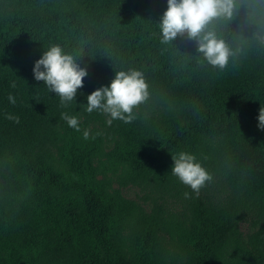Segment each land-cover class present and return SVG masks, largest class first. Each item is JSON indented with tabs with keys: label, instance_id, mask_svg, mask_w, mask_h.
<instances>
[{
	"label": "trees",
	"instance_id": "16d2710c",
	"mask_svg": "<svg viewBox=\"0 0 264 264\" xmlns=\"http://www.w3.org/2000/svg\"><path fill=\"white\" fill-rule=\"evenodd\" d=\"M167 6L0 0V264H264V0L208 26L236 53L223 71L187 33L161 42ZM52 45L87 71L66 107L33 74ZM130 69L149 92L136 120L88 113L87 96ZM181 151L213 177L189 199L171 173Z\"/></svg>",
	"mask_w": 264,
	"mask_h": 264
},
{
	"label": "clouds",
	"instance_id": "9594fccd",
	"mask_svg": "<svg viewBox=\"0 0 264 264\" xmlns=\"http://www.w3.org/2000/svg\"><path fill=\"white\" fill-rule=\"evenodd\" d=\"M167 5L159 23L161 42H172L178 35L187 33L189 38L197 40L198 51L207 63L223 71L228 66L229 58L236 53L223 39H218L215 31L209 30L208 26L217 18L231 20L235 0H167ZM33 74L35 80L43 81L47 90L59 97L61 106L66 107L75 100L78 89L83 87L87 71L59 45H52L35 62ZM15 86V83L11 85L13 88ZM148 96V84L142 72L132 69L119 71L109 86L94 90L87 96L86 111L106 114L110 117L108 125L113 120L128 124L136 120L134 108L145 102ZM8 101L16 103L11 94ZM5 118L17 124L20 122L19 117L12 114H6ZM61 119L70 128L80 131L77 117L62 113ZM258 128L264 130V106L259 110ZM83 136L87 140L89 131L85 130ZM172 160V175L191 190L184 192L185 199L191 198L192 194L199 196L213 179L193 153L181 151L173 155Z\"/></svg>",
	"mask_w": 264,
	"mask_h": 264
},
{
	"label": "rangeland",
	"instance_id": "374dc122",
	"mask_svg": "<svg viewBox=\"0 0 264 264\" xmlns=\"http://www.w3.org/2000/svg\"><path fill=\"white\" fill-rule=\"evenodd\" d=\"M109 147H110V142L107 140H104L103 141V148L108 149ZM117 172H118L117 168H115L114 170L110 169L108 171V173L110 175H114ZM120 190H121L122 194L127 196V197L137 199V200H140L142 198V191L140 189H138L136 186L121 187Z\"/></svg>",
	"mask_w": 264,
	"mask_h": 264
}]
</instances>
